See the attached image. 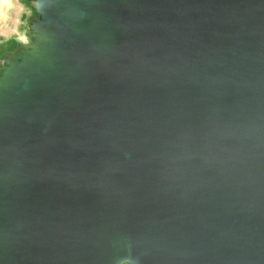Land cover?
Wrapping results in <instances>:
<instances>
[{
  "label": "water",
  "instance_id": "1",
  "mask_svg": "<svg viewBox=\"0 0 264 264\" xmlns=\"http://www.w3.org/2000/svg\"><path fill=\"white\" fill-rule=\"evenodd\" d=\"M35 10L0 69V264H264V0Z\"/></svg>",
  "mask_w": 264,
  "mask_h": 264
},
{
  "label": "crops",
  "instance_id": "2",
  "mask_svg": "<svg viewBox=\"0 0 264 264\" xmlns=\"http://www.w3.org/2000/svg\"><path fill=\"white\" fill-rule=\"evenodd\" d=\"M36 1L0 0V69L10 54L29 44Z\"/></svg>",
  "mask_w": 264,
  "mask_h": 264
},
{
  "label": "bare ground",
  "instance_id": "3",
  "mask_svg": "<svg viewBox=\"0 0 264 264\" xmlns=\"http://www.w3.org/2000/svg\"><path fill=\"white\" fill-rule=\"evenodd\" d=\"M43 37H39L38 38V40L36 41V45H35V48H36V50H35V52L34 51H32V52H27L28 54H31L32 56H36V58L38 59V56H40V53H39V49H38V45L39 44H41V40H43L42 39ZM26 42V41H25ZM24 42V43H25ZM27 50H30V49H27ZM32 50H34V49H32ZM34 52V53H33ZM14 61V60H13ZM12 61V62H13ZM3 77H0V91H1V89L3 88H5V86H4V84H5V82H7V80H9V76L6 78V80L4 81V78L2 79ZM4 81V82H3ZM4 86V87H3ZM3 89H2V91H3Z\"/></svg>",
  "mask_w": 264,
  "mask_h": 264
}]
</instances>
